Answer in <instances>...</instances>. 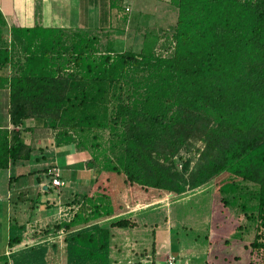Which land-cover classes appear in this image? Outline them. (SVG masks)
<instances>
[{
    "label": "trees",
    "instance_id": "1",
    "mask_svg": "<svg viewBox=\"0 0 264 264\" xmlns=\"http://www.w3.org/2000/svg\"><path fill=\"white\" fill-rule=\"evenodd\" d=\"M164 2L174 10L161 33L164 55L153 43L145 49V38L137 51L112 48L125 35L122 0H110L116 18L102 17L112 21L105 35L114 36L105 43L92 31L38 24L10 25L7 42L0 32V90L7 91L0 169L36 160L32 152L43 148L33 142L34 128L75 151L94 129L108 130L101 169L92 157L84 162L93 167L84 180L90 191L67 201L76 206L70 219L29 233L10 216L0 264H109L110 227L135 225L122 217L99 224L124 207L119 194H141V203L151 204L217 184L224 173L253 185V236L243 249L246 264H264V0ZM195 139L201 146L190 165L179 152ZM46 169L28 174L35 172V183L40 175L50 181ZM53 189L40 186L35 195ZM128 202L139 203L133 196Z\"/></svg>",
    "mask_w": 264,
    "mask_h": 264
},
{
    "label": "rangeland",
    "instance_id": "2",
    "mask_svg": "<svg viewBox=\"0 0 264 264\" xmlns=\"http://www.w3.org/2000/svg\"><path fill=\"white\" fill-rule=\"evenodd\" d=\"M126 1L130 9L126 14V19L132 18L134 27L142 25V28H146L144 47L151 50L150 44L156 39V29L160 27V23L152 18L153 11L150 0ZM170 9L174 12L171 7L168 11ZM162 18L165 23L166 13L162 15ZM8 30L9 28L4 25L0 28L1 36L5 42L9 39ZM161 41H163L162 36ZM137 43L130 44L122 39L116 41L115 44L110 43V45L114 50L137 51L139 49ZM154 53L164 55L167 51L160 46L154 49ZM6 104L7 91L3 89L0 90V119L3 121L7 116L3 110ZM36 132L43 133L45 129L36 130ZM51 136H53L52 132L32 136L37 147H45L43 151L46 156L44 160L37 157V162H28L20 168H16L13 175L37 171L39 166L50 164L51 160L55 163V156L63 152V156L67 159L66 167L68 166L70 169L61 170V176L65 179L64 185L47 193L48 209L50 207L52 209L46 211L45 207H41V210L46 211L43 216L32 215V204L42 205L45 196L39 197L36 201L31 190L25 191L29 188L27 184H30V176L26 175L23 179L11 184L8 191H5V182L3 186L0 185L2 187L0 196H3V200L0 197V216L4 218L5 215L17 214L21 221H25V229L29 233L35 229L44 230L46 226L53 227L54 224L68 221L71 216L70 210L76 209V206L65 207L66 204L62 203V200L70 199L72 196L71 186L66 182L70 178V170L85 169V178H88L89 171L85 168V160L92 157L93 166H98L101 169L103 155H107L105 152V146L108 143L107 128L94 129L93 132L88 133L82 141L84 147L76 151H73L68 145H60L59 151L56 150ZM30 139L31 135L27 136L26 134L25 140L29 141ZM73 142H75V138ZM200 146V140H192L186 149H180L179 154L190 158V165H193L197 159V149ZM34 151L38 156L37 149ZM39 160L42 163L38 164ZM63 163L65 164V162H61V164ZM92 168L90 167L89 170L92 171ZM40 178L44 179L43 175H40ZM245 186H248V183L224 173L217 179V184L214 180H209L192 190L186 189L178 195L165 194L159 199H153L151 204L141 203V194L132 193L131 196L125 193L119 194L118 199L121 200L124 207L120 209L119 214L109 219H102L99 224L109 226L108 223L114 218L122 217L134 222L135 225L127 228L110 227L113 234L110 240L109 264H167L168 256L174 259L172 264H246L247 249H243V244H247L253 236V223L249 217L250 212L255 211V199L251 198L253 185L249 184L248 188ZM35 187L37 190V186ZM86 191H90V185L84 186V192ZM28 192L31 200L24 198ZM132 196L135 198V202L139 203L129 204L128 201ZM4 197L10 201V207L5 215L3 206L7 204V200ZM7 216L4 219L0 217V250L3 248L4 224ZM57 230L55 229L53 235H57ZM151 241L154 242L152 249L150 248ZM233 256H236V259ZM144 260L146 261L143 262Z\"/></svg>",
    "mask_w": 264,
    "mask_h": 264
},
{
    "label": "crops",
    "instance_id": "3",
    "mask_svg": "<svg viewBox=\"0 0 264 264\" xmlns=\"http://www.w3.org/2000/svg\"><path fill=\"white\" fill-rule=\"evenodd\" d=\"M109 5H110V0H0V15L4 20V27H9L10 25H23V26L30 27V26H34L38 24V25H41L42 27L50 26L51 28H60V29L68 30V31H79V32L80 31H92L97 35L100 43H105L108 38H112L114 36L105 35V31L109 30L110 25L112 24V21L108 24L106 19H102V17H104V15L111 14L113 18H116L115 14H112L109 11ZM150 6L153 11L152 18L154 19V21L156 20L160 23V27L156 29V32H157L155 36L156 39L153 40V47L155 49L156 47L161 46L160 45L162 43L161 33L174 20V12L171 9L168 11L170 7L168 6V4L164 2V0H150ZM129 11L130 9L127 11V13ZM165 13H166L167 18H166V22L163 23L162 15ZM132 24L134 25V20H132V18H129V20L126 19L125 23L119 25L120 27L122 25L125 26L124 30H122V32L123 31L125 32L123 40L128 41V43L130 44H134L135 42H138L137 43L139 45L138 48H140L145 38L144 33L147 30L146 28H142L143 27L142 25L134 27ZM8 34H9V30H8ZM5 119L7 122V116L5 117ZM36 130H44V128H34L33 133L39 136L50 133L49 131L45 130V132L38 134ZM51 139L53 140V144H54V137L51 136ZM54 145H55V149L58 150V147L61 144L60 145L54 144ZM62 146H66V145H62ZM55 149H52V150H55ZM32 153L34 155L36 154L35 152H32ZM37 153H39V155L38 156L35 155V158L38 157L44 160V157L46 156L44 155V151L39 149L37 150ZM55 157H56L55 163L51 160L50 164L39 166L40 168H38V170L42 168L45 169L47 168L48 165L56 166L60 171L59 179L60 181H62V185L58 187L51 186L50 181L46 178L44 179L39 178V182L35 183L33 174H28L29 172H25V173L21 172V173H17L16 175L15 174L13 175V172L16 170V168H20L21 166H23V163L15 164L12 167H8L6 169H0V185L3 186L6 183L4 185L5 191H8V189L11 187V184H13L14 182H18L19 179L21 180L27 175L28 177L29 176L31 177L30 178L31 181H30V184H27L29 188L25 189V191L31 190L34 194V199L37 198L35 195V192H36L35 186H37V188L41 186L43 190L46 189L48 186L50 188L53 187V188L58 189L59 187L63 186L65 182V179H63L61 176V170L64 171L70 168L68 166L66 167L67 159L63 156V152ZM39 161H38V164L42 163L41 161L40 162ZM28 162L35 163L37 162V159L36 160L31 159V161H28ZM61 162H65V164L64 163L61 164ZM25 164L26 163H24V165ZM63 167H66V168L63 169ZM70 173H71L70 178L67 179L66 182L69 184V186H71L72 193H76V192L83 193L84 186H85L84 185L85 169L83 170L82 169L80 170L71 169ZM8 176L12 177L9 180V183L7 182ZM0 189H2L1 186H0ZM39 193L40 195L38 196L37 199H39V197L41 196H45L42 200V203H41L42 205L32 204L34 205V207L31 206V212H32V215L37 214L38 216H43L46 211H49L52 208L51 207L50 209L47 208L45 212L41 210V207H44V202L48 201V197L46 193H43L41 191H39ZM25 196L26 197L24 198L31 200L29 192L26 193ZM0 197L3 200V196H0ZM4 198L7 200L6 197ZM65 199L67 200H62V203L66 204L65 207H68L69 204L67 203V201L69 199L68 198H65ZM47 205H48V202H47ZM72 205L75 206V204H72ZM9 207H10V201L7 200V204L3 206L4 215L8 211ZM6 216L7 215H5V217ZM10 216H14L18 219V221H21V219H19V217L15 213H13V215L9 214L7 216V220ZM0 217L2 219L5 218V217L3 218L2 216ZM7 220H6V223L4 224V229H5L4 230L5 231L4 243H3V248L1 250H3L5 247L6 233H7L6 231H7V224H8ZM21 222H25V221H21Z\"/></svg>",
    "mask_w": 264,
    "mask_h": 264
},
{
    "label": "built area",
    "instance_id": "4",
    "mask_svg": "<svg viewBox=\"0 0 264 264\" xmlns=\"http://www.w3.org/2000/svg\"><path fill=\"white\" fill-rule=\"evenodd\" d=\"M122 1H123L124 9L125 10H129L128 2L126 0H122ZM46 173H47V175H50V177H51L50 178V184L52 186L57 187V186H60L62 184V181H60V179L58 178L59 177L58 176L59 175V170H58V168L56 166H53V165L48 166L47 169H46ZM68 210H70V209H68ZM70 211H71V214H72L73 210H70ZM62 234H63V230H62V228H59L57 230V235H55V238L58 241H60ZM59 245L61 246V242H59ZM145 261L146 260H144L143 262H145ZM166 262H167V264H172L174 262V259L172 257L168 256Z\"/></svg>",
    "mask_w": 264,
    "mask_h": 264
},
{
    "label": "water",
    "instance_id": "5",
    "mask_svg": "<svg viewBox=\"0 0 264 264\" xmlns=\"http://www.w3.org/2000/svg\"><path fill=\"white\" fill-rule=\"evenodd\" d=\"M175 262H177V261H175Z\"/></svg>",
    "mask_w": 264,
    "mask_h": 264
}]
</instances>
